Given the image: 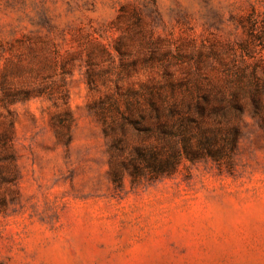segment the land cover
I'll use <instances>...</instances> for the list:
<instances>
[{
    "label": "rangeland",
    "instance_id": "rangeland-1",
    "mask_svg": "<svg viewBox=\"0 0 264 264\" xmlns=\"http://www.w3.org/2000/svg\"><path fill=\"white\" fill-rule=\"evenodd\" d=\"M241 76L264 85V0H0V264H264V99L230 169L133 181L155 140L112 134Z\"/></svg>",
    "mask_w": 264,
    "mask_h": 264
},
{
    "label": "trees",
    "instance_id": "trees-1",
    "mask_svg": "<svg viewBox=\"0 0 264 264\" xmlns=\"http://www.w3.org/2000/svg\"><path fill=\"white\" fill-rule=\"evenodd\" d=\"M236 84L228 94L200 89L186 106L169 104L157 90L149 95L146 108L131 111L130 115L121 114L117 129H112V134H122L117 139L119 144L126 129L155 140L153 145L142 143L134 148L137 153L133 164L139 168L131 173L133 181L169 177L183 161L210 160L220 167L232 168L238 131L232 116L239 115L247 101L253 114L261 112L264 99V85L245 83L243 76ZM114 110L118 112L117 107ZM121 177L122 173L116 174L115 181Z\"/></svg>",
    "mask_w": 264,
    "mask_h": 264
}]
</instances>
